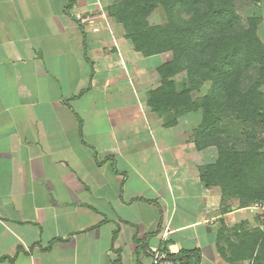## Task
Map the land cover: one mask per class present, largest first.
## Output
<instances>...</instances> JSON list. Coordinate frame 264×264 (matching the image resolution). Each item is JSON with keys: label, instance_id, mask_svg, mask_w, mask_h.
<instances>
[{"label": "crops", "instance_id": "0c3cea01", "mask_svg": "<svg viewBox=\"0 0 264 264\" xmlns=\"http://www.w3.org/2000/svg\"><path fill=\"white\" fill-rule=\"evenodd\" d=\"M113 3L0 0V264H253L264 218L202 179L201 112L166 126L148 105L170 53L136 51Z\"/></svg>", "mask_w": 264, "mask_h": 264}, {"label": "trees", "instance_id": "16d2710c", "mask_svg": "<svg viewBox=\"0 0 264 264\" xmlns=\"http://www.w3.org/2000/svg\"><path fill=\"white\" fill-rule=\"evenodd\" d=\"M160 7L168 21L150 24L148 17ZM181 12L190 15L189 20L180 18ZM108 13L124 26L126 37L145 57L172 53V59L158 68L161 84L148 92V105L164 117L166 126L176 125L187 113H202L198 147L213 144L219 150L217 162L201 168L202 179L219 185L224 200L235 199L242 207L264 199L261 18L253 16L244 22L236 0H114ZM183 71L187 82L179 89L175 77ZM208 81L207 94L194 98L192 92ZM230 118L246 125L248 148L209 140ZM256 235L257 252L251 259L253 264H264V231L258 228ZM193 257L199 264L198 252L186 251L175 258L190 264Z\"/></svg>", "mask_w": 264, "mask_h": 264}, {"label": "rangeland", "instance_id": "374dc122", "mask_svg": "<svg viewBox=\"0 0 264 264\" xmlns=\"http://www.w3.org/2000/svg\"><path fill=\"white\" fill-rule=\"evenodd\" d=\"M255 0H236V7L239 16L244 22H247L248 18L255 16L257 7L254 5ZM254 5V6H253ZM261 11L262 8H261ZM180 18L184 20H189L190 15L184 14L183 12L179 13ZM148 21L152 25L164 24L168 21V16L162 7L157 8L149 17ZM168 56L170 60L172 59V53ZM168 57V58H169ZM169 60V61H170ZM177 87L182 88V85L187 82V73L183 71L176 75L175 77ZM211 87V82H205L201 88L196 89L192 92L194 98H198L207 94ZM264 90V86H263ZM231 131V136L228 135V130ZM247 127L243 122L237 121L236 119L230 118L222 123L221 128L217 130L215 137H209V140L218 141L222 144L228 146H234L238 149L248 148L249 144L247 143L246 137Z\"/></svg>", "mask_w": 264, "mask_h": 264}, {"label": "built area", "instance_id": "2783aa9c", "mask_svg": "<svg viewBox=\"0 0 264 264\" xmlns=\"http://www.w3.org/2000/svg\"><path fill=\"white\" fill-rule=\"evenodd\" d=\"M75 18L84 27H93L94 31H98L99 28L96 26V16L93 14L77 13ZM251 209L257 211L264 218V199L256 201ZM142 264H180V262L165 249L155 250L150 257L148 262Z\"/></svg>", "mask_w": 264, "mask_h": 264}]
</instances>
